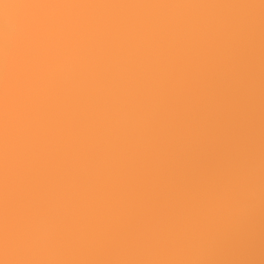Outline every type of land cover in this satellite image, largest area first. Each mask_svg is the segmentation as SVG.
<instances>
[{
    "label": "clouds",
    "instance_id": "clouds-1",
    "mask_svg": "<svg viewBox=\"0 0 264 264\" xmlns=\"http://www.w3.org/2000/svg\"><path fill=\"white\" fill-rule=\"evenodd\" d=\"M0 264H264V0H0Z\"/></svg>",
    "mask_w": 264,
    "mask_h": 264
}]
</instances>
